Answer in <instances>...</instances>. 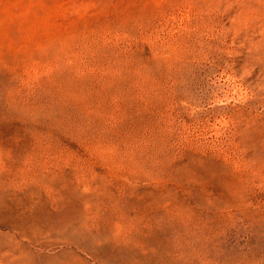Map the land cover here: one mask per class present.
Returning a JSON list of instances; mask_svg holds the SVG:
<instances>
[{
    "label": "rangeland",
    "instance_id": "obj_1",
    "mask_svg": "<svg viewBox=\"0 0 264 264\" xmlns=\"http://www.w3.org/2000/svg\"><path fill=\"white\" fill-rule=\"evenodd\" d=\"M0 264H264V0H0Z\"/></svg>",
    "mask_w": 264,
    "mask_h": 264
}]
</instances>
